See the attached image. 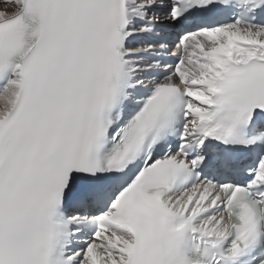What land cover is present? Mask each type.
I'll return each mask as SVG.
<instances>
[{"label": "snow or ice", "instance_id": "obj_1", "mask_svg": "<svg viewBox=\"0 0 264 264\" xmlns=\"http://www.w3.org/2000/svg\"><path fill=\"white\" fill-rule=\"evenodd\" d=\"M0 264H264V0H0Z\"/></svg>", "mask_w": 264, "mask_h": 264}]
</instances>
